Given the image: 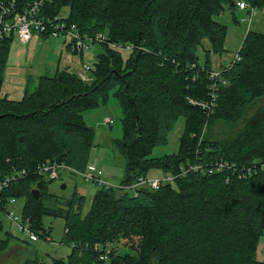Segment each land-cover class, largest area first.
Masks as SVG:
<instances>
[{
	"label": "trees",
	"instance_id": "obj_1",
	"mask_svg": "<svg viewBox=\"0 0 264 264\" xmlns=\"http://www.w3.org/2000/svg\"><path fill=\"white\" fill-rule=\"evenodd\" d=\"M239 1L264 12V0H52L43 17L68 9L70 24L91 37L105 34L108 42L87 80L69 70L44 75L20 100L1 95L13 41L0 42V180L18 176L0 191V204L4 209L10 199H24L22 216L42 238L51 234L44 215L65 221L63 243L71 252L51 264H264L257 258L264 171L254 167L255 160H264V33L250 29L235 58L209 78L215 71L210 54L224 53L227 35L215 17L228 10L237 21ZM204 40L210 49L203 65L198 53ZM113 43L131 45L128 56ZM111 92L123 114V137L115 144L125 178L116 188L101 187L83 215L85 197L78 190L60 200L49 191L53 180L36 169L46 162L88 169L95 132L83 113L104 105ZM180 118L185 129L178 152L152 157ZM217 160L232 165L212 173L189 171L157 190L132 194L123 188L153 170L177 175L191 165L208 169ZM124 235L138 246L101 259L106 244ZM11 237L0 238V254Z\"/></svg>",
	"mask_w": 264,
	"mask_h": 264
},
{
	"label": "rangeland",
	"instance_id": "obj_2",
	"mask_svg": "<svg viewBox=\"0 0 264 264\" xmlns=\"http://www.w3.org/2000/svg\"><path fill=\"white\" fill-rule=\"evenodd\" d=\"M64 13L67 14L68 9H65ZM249 13L236 12L237 21L228 10L215 17L216 21L227 26L224 53L210 54L212 69L215 71H219L221 65L235 58L250 29L264 33L263 10L253 9ZM102 45H96L93 50L81 55L70 49L64 37L45 39L34 35L29 43H21L15 39L11 45L1 95L11 100H20L26 92L32 93L36 90L41 76H53L64 70H69L79 77H87L97 63L98 56L103 52ZM208 49H210L209 41L204 40L198 53L200 63L203 65ZM127 56L128 53L124 52V57ZM260 105L264 106V100ZM83 115L87 125L95 132V146L91 152L90 163L104 173L108 184L116 188L125 178V163L115 144L116 140L123 137V114L115 92L110 93L104 105L86 111ZM184 129L185 120L180 118L168 136V142L154 148L151 156L165 157L177 153ZM160 175L162 173L159 170H153L148 174V178ZM62 179L50 184V193L62 200L70 198L75 190H78L85 197L83 215H86L91 208L93 197L101 187L85 182L82 178L67 172L63 174ZM64 185L65 188H63ZM24 204V199H15L8 209L21 215ZM42 220L46 230H51L52 242H47L42 237L37 243L30 242L17 225L3 217L4 229L0 231V238H5L7 234L12 237L8 249L0 254V264H23L31 259H39L43 264H51L54 259L67 258L68 253L71 252V246L63 243L65 242V221L47 215H44ZM132 245L138 246L137 239L124 235L117 241L109 242L106 247L119 256L131 252ZM257 258L264 261L263 241L258 244Z\"/></svg>",
	"mask_w": 264,
	"mask_h": 264
},
{
	"label": "built area",
	"instance_id": "obj_3",
	"mask_svg": "<svg viewBox=\"0 0 264 264\" xmlns=\"http://www.w3.org/2000/svg\"><path fill=\"white\" fill-rule=\"evenodd\" d=\"M52 0H34L26 7H21L17 0H0V42L11 39L14 41L18 39L21 43H29L34 35L41 36L45 39H57L64 37L70 49L78 54L83 55L94 49L96 45L106 44L108 37L105 34H99L95 37H91L87 34L82 33L75 24H70L67 21L68 15L61 13L54 18L43 17L42 11L44 10L47 3ZM237 9L241 11L253 10L246 1H239L237 3ZM110 47L122 51L129 52L131 45H122L119 43L110 44ZM219 76L218 71H212L209 75L210 80H214ZM83 80H87L88 76L81 77ZM191 103L195 106L202 108H208L209 104L206 102L191 100ZM110 123V122H109ZM228 161L217 160L210 164L208 169H203L197 165H191L188 169L181 168L177 175L164 174L160 177L154 178H141L138 182L133 185L123 187L124 191L135 194L140 188H150L153 190L159 189L166 183H174L177 178L184 177L189 171H222L231 167ZM234 167V165H233ZM255 168H260L264 171V160H255ZM67 172L73 176L82 178L85 182L93 183L99 187H112L108 184L104 178V173L94 165H89L85 172H79L71 168L66 164L46 162L39 165L36 169V173L39 176L44 177L47 180H63V174ZM26 171H23L20 175H25ZM17 175L7 176L4 180H0V191L5 189L16 179ZM18 177V176H17ZM15 199H10L9 203L2 209L0 204V214L6 217L11 223L18 226V228L25 233L28 240L32 243L40 241V235L33 229V225L30 219H24L21 215L16 214L14 211H10L9 205L14 202ZM47 242H52L50 236L44 238ZM264 243V235L262 237ZM110 249L105 248V253H102L101 259L105 260L108 258Z\"/></svg>",
	"mask_w": 264,
	"mask_h": 264
},
{
	"label": "water",
	"instance_id": "obj_4",
	"mask_svg": "<svg viewBox=\"0 0 264 264\" xmlns=\"http://www.w3.org/2000/svg\"><path fill=\"white\" fill-rule=\"evenodd\" d=\"M65 187H66V186L64 185L63 188H65ZM32 193L35 194V198H36V199H39V198L41 197V194H40L39 191L34 190Z\"/></svg>",
	"mask_w": 264,
	"mask_h": 264
},
{
	"label": "crops",
	"instance_id": "obj_5",
	"mask_svg": "<svg viewBox=\"0 0 264 264\" xmlns=\"http://www.w3.org/2000/svg\"><path fill=\"white\" fill-rule=\"evenodd\" d=\"M237 12H241V13H249L248 11H241V10H237ZM249 14H251V13H249ZM231 61V60H230ZM68 255H69V253H68Z\"/></svg>",
	"mask_w": 264,
	"mask_h": 264
}]
</instances>
